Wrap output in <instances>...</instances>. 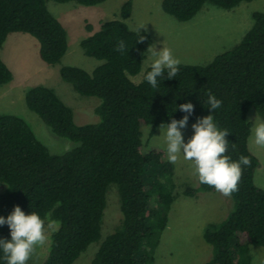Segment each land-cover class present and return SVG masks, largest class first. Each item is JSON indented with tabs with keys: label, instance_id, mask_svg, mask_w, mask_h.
Segmentation results:
<instances>
[{
	"label": "trees",
	"instance_id": "1",
	"mask_svg": "<svg viewBox=\"0 0 264 264\" xmlns=\"http://www.w3.org/2000/svg\"><path fill=\"white\" fill-rule=\"evenodd\" d=\"M95 6L106 0H51ZM252 0H162V11L179 22L191 20L206 4L231 10ZM132 0L119 10L118 19L103 22L98 30L86 27L89 36L80 41L86 56L101 63L91 73L75 66H61L60 78L84 97L99 100L93 124L77 125L72 110L53 89L33 86L24 102L57 137L74 146L52 154L20 117L0 114V216L15 206L58 221L41 264H74L93 243H98L89 264H157L155 250L169 221L177 197L171 181L172 166L166 151L144 141L142 128L180 120L188 115L175 105L191 102L189 123L210 114L207 94L223 101L213 113L221 129H227L226 153L232 160L250 159L242 166L237 190L229 195L231 209L219 223L202 232L210 247L203 264H251L249 246L264 249V190L254 184L258 159L248 148L253 109L264 120V13L252 14V25L240 41L203 66L179 65L172 80H161L153 89L144 80L134 83L152 39L145 30H132L126 20ZM10 33L27 34L38 43V56L56 65L67 51L62 24L48 11L46 0H0V49ZM143 38V39H142ZM142 39V40H141ZM125 41L127 51L117 50ZM166 76V73H165ZM12 79L0 59V86ZM188 123V124H189ZM114 185L119 200V226L102 237L107 192ZM109 187V188H108ZM214 188L199 183L187 186L183 196L194 198ZM0 239H10L7 225Z\"/></svg>",
	"mask_w": 264,
	"mask_h": 264
},
{
	"label": "rangeland",
	"instance_id": "2",
	"mask_svg": "<svg viewBox=\"0 0 264 264\" xmlns=\"http://www.w3.org/2000/svg\"><path fill=\"white\" fill-rule=\"evenodd\" d=\"M126 1L106 0L95 6H83L75 2L60 4L46 0L48 11L62 24L67 37V51L56 65H47L40 60L38 43L27 34L10 33L0 49V59L12 75L8 84L0 86V114L22 118L52 154H62L71 149L74 143L55 136L27 109L24 92L33 86L49 87L72 110L75 124L98 122L95 108L99 100L76 93L70 84L60 78L59 68L75 66L91 73L101 62L86 56L80 47V41L90 34L86 27L90 26L94 32L103 22L118 19L120 7ZM161 2L162 0H132V14L126 23L134 31L145 30L152 39L150 47L155 45L157 51L162 50L163 46L169 48L173 56L181 61V65L203 66L210 63L214 57L230 50L240 41L252 25L254 12L264 13V0L242 2L231 10L206 3L191 20L179 22L162 11ZM150 63L146 54L140 72L130 77V80L138 83ZM247 119L252 124L261 121L253 109L248 111ZM196 122L181 129L185 143L194 134L191 126ZM142 133L144 141L149 145L164 149L161 125L154 130L150 126H144ZM251 136L252 132L248 138V148L259 162L254 173V184L264 190V147L256 145ZM170 164L173 173L170 178L177 199L168 213V225L155 250V261L157 264H203L210 255V247L202 238L203 229L207 224L219 223L226 217L231 209V199L215 189L194 198L183 196L185 187L197 185L194 165L183 157ZM3 187L6 188L0 184V192ZM109 187L102 237L117 228L121 219L116 188L113 184ZM56 228L57 226L46 228V242L36 247L28 264L43 262L50 236ZM97 245L98 243L91 244L74 264H89ZM249 254L252 257L251 264H264L263 248L250 245Z\"/></svg>",
	"mask_w": 264,
	"mask_h": 264
},
{
	"label": "clouds",
	"instance_id": "3",
	"mask_svg": "<svg viewBox=\"0 0 264 264\" xmlns=\"http://www.w3.org/2000/svg\"><path fill=\"white\" fill-rule=\"evenodd\" d=\"M117 50L121 53L127 51L126 42L119 41ZM145 54L151 63L150 71L144 74V80L151 88L158 89L161 80H172L179 73L181 61L173 56L169 48L163 46L162 50L157 51L153 45L147 48ZM206 103L210 114L197 118V122L192 124L194 134L187 143L184 142L181 129L188 125L189 117L194 113V105L191 102L175 105L173 112L178 110L188 115L180 120L172 119L166 125L161 124L164 150L170 163L183 157L194 165L199 183L229 196L237 190L242 166H248L250 159L240 156L238 160H232L226 154L229 131L221 129L213 116L216 110L222 108L223 101L209 91ZM251 132V140L264 147V120L254 122ZM5 225L10 230V239H0V264H28L36 247L46 242V228L58 227V221L51 219L50 215L42 218L35 211L26 214L20 206H15L7 217L0 216V227Z\"/></svg>",
	"mask_w": 264,
	"mask_h": 264
}]
</instances>
